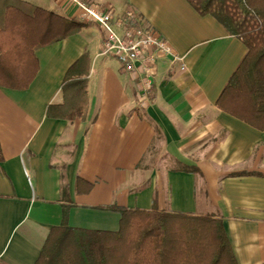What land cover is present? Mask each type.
I'll use <instances>...</instances> for the list:
<instances>
[{"label": "crops", "instance_id": "1", "mask_svg": "<svg viewBox=\"0 0 264 264\" xmlns=\"http://www.w3.org/2000/svg\"><path fill=\"white\" fill-rule=\"evenodd\" d=\"M20 1L85 26L36 51L27 90L0 87V264H36L54 227L117 231L124 209L220 219L237 263L264 264V131L217 105L243 42L186 0H83L135 11L184 58L160 61L146 99L75 2Z\"/></svg>", "mask_w": 264, "mask_h": 264}, {"label": "trees", "instance_id": "2", "mask_svg": "<svg viewBox=\"0 0 264 264\" xmlns=\"http://www.w3.org/2000/svg\"><path fill=\"white\" fill-rule=\"evenodd\" d=\"M186 1L247 47L217 105L264 131V0ZM84 26L20 0H0V87L27 90L39 71L36 51L80 33ZM72 71L64 88L75 84ZM74 99L71 118L84 119L86 100ZM120 213L117 231L52 228L36 264H238L220 219L156 209Z\"/></svg>", "mask_w": 264, "mask_h": 264}, {"label": "built area", "instance_id": "3", "mask_svg": "<svg viewBox=\"0 0 264 264\" xmlns=\"http://www.w3.org/2000/svg\"><path fill=\"white\" fill-rule=\"evenodd\" d=\"M87 20L97 23L105 34L100 56L114 58L140 85V95L148 99L154 87L161 60L173 58L186 72L184 58L176 57L170 44L148 26L133 10L115 16L112 10L100 11L83 0H72ZM115 22V23H114Z\"/></svg>", "mask_w": 264, "mask_h": 264}, {"label": "rangeland", "instance_id": "4", "mask_svg": "<svg viewBox=\"0 0 264 264\" xmlns=\"http://www.w3.org/2000/svg\"><path fill=\"white\" fill-rule=\"evenodd\" d=\"M91 22V21H90ZM92 28H94L95 29V31H98V29H97V27L96 26H94V27H92Z\"/></svg>", "mask_w": 264, "mask_h": 264}]
</instances>
